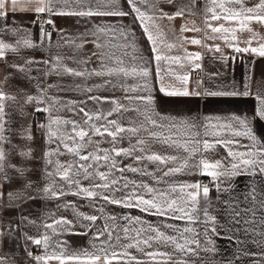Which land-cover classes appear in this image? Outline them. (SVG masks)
I'll return each instance as SVG.
<instances>
[{
  "label": "snow or ice",
  "instance_id": "1",
  "mask_svg": "<svg viewBox=\"0 0 264 264\" xmlns=\"http://www.w3.org/2000/svg\"><path fill=\"white\" fill-rule=\"evenodd\" d=\"M19 14L32 19L22 23ZM201 16L203 28L188 20ZM53 17L86 26L70 36ZM177 19L185 21L181 35L163 46L179 44L183 57L158 46L171 31L163 21ZM136 23L151 42L165 97L253 96L252 118L157 111ZM254 24L264 29V0H0V264H19L17 257L24 264H264V136L252 127L264 121V82L255 92L251 76L243 91H193L189 73L160 67L201 69L202 54L187 52V44L235 60L204 40L264 57V33ZM162 73L181 86L165 84ZM37 205L40 215H24ZM19 229L35 231L13 240ZM64 235L86 238V246L70 249ZM218 238L234 246L230 256L220 258Z\"/></svg>",
  "mask_w": 264,
  "mask_h": 264
},
{
  "label": "crops",
  "instance_id": "2",
  "mask_svg": "<svg viewBox=\"0 0 264 264\" xmlns=\"http://www.w3.org/2000/svg\"><path fill=\"white\" fill-rule=\"evenodd\" d=\"M123 3V0H122ZM125 9L127 10V5L124 4ZM142 10H145L148 14H151V9L148 5L141 4L140 5ZM22 23H27V21L31 20L32 17L26 14H19L17 17ZM131 17H127L124 19L125 24L131 23ZM55 22L56 28H63L66 30L67 34L70 36H77L80 32H82L86 26L85 21H80L77 23V18H57L53 17ZM189 22L195 20L197 26L203 28L204 25L202 23L203 16L196 18V17H188ZM98 18L94 21L87 22V26H91L93 23H100ZM185 21L182 19H177L174 22H169L167 20L163 21L164 27L167 29H171L170 32H166L162 38V41H158V46L161 47L162 51L168 52L170 55H179L183 57L185 52L181 49L179 44H176V47L168 50L164 48V43H175L177 37L181 35L180 33V26L184 24ZM173 24L175 25L173 27ZM49 31H53L50 26H47ZM131 27L135 33V44L140 49L141 53L145 57L146 60H149L148 67L153 73L152 83L155 85V89L153 95L156 97L157 101V111L161 112L165 115H172V116H200L203 118L204 116H212V117H221L227 118L233 115L236 116H247L250 119L253 116V112L256 106V100L253 96L249 97H242V96H222V97H165L163 93L159 92V83L155 77L156 71V62L154 60L153 54L150 51L151 49V42L147 40V36L143 33L142 28L139 26L138 23L131 24ZM254 29L258 32L264 33V29H262L259 25H253ZM33 32L39 31V26H33ZM183 35L189 38H203V33H196V32H188L184 33ZM248 33L240 34V39L243 41L248 37ZM53 39L58 40L59 36L55 31H53ZM205 44L213 45L219 44L223 50V55L227 57L235 56V60L228 59L227 62H222L221 60V53H216L212 51H208L207 48L201 47L198 45H185L187 52H200L202 54V60L199 63L202 65L201 69L191 70L187 65L184 67H180L176 64L169 65L167 62H161L160 67L162 69H166L171 67L177 74H190V81L187 85L190 90H199L203 92L205 89L209 91H243V85L245 83L246 76H251V84H252V91L255 92L257 90L258 85L261 82H264V57H259L257 55L251 53H243L237 54L234 53L231 49L225 46L224 42L217 39L213 40H204ZM243 47V43L240 44ZM253 46H256L255 43ZM93 50V46L91 44L87 45L81 52L80 55L87 56L88 53ZM64 51L72 54L68 49ZM46 55V53H44ZM95 67V64L92 65ZM164 75V83L165 84H172L175 87L179 88L181 85L178 81L175 80L174 77ZM68 83H71L70 78H65ZM201 81L200 88H196V81ZM132 83V81H129ZM76 93H68L66 94V98H77ZM103 95H109V93H103ZM116 96L121 95L119 91L115 92ZM107 107V105H104ZM253 130L256 132L257 135L264 136V121H260L258 119L252 121ZM201 180L208 181V178L205 177H198ZM213 196L216 195L215 192L212 193ZM71 199V198H70ZM99 203H103L102 201ZM49 207H54V203L49 204ZM84 212H91L92 210L88 207H83L80 209ZM116 212H128L129 210H120L114 209ZM133 215H141L136 210H131ZM11 215V213L9 214ZM24 215L35 217L40 215V206L34 207H26ZM57 215H66L69 219L72 218L70 212H66L61 210ZM147 219L154 220L153 217H146ZM20 231H28L29 234L34 233V229H19L16 234L13 236V240L16 239V236L19 235ZM61 239H67L70 244V249H75L79 246H86L85 239L78 236H69L64 235ZM217 245L221 250L220 258H225L230 256L232 251H234V246L231 245L227 240L223 238L217 239ZM14 249H9L5 247L4 251H12ZM20 256H23V252L21 250ZM19 264H24V261L17 257Z\"/></svg>",
  "mask_w": 264,
  "mask_h": 264
},
{
  "label": "built area",
  "instance_id": "3",
  "mask_svg": "<svg viewBox=\"0 0 264 264\" xmlns=\"http://www.w3.org/2000/svg\"><path fill=\"white\" fill-rule=\"evenodd\" d=\"M203 182H204V183H208V181H206V180H203Z\"/></svg>",
  "mask_w": 264,
  "mask_h": 264
}]
</instances>
